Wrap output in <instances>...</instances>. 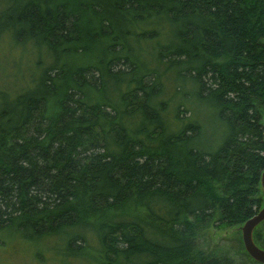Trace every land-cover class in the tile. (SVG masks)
<instances>
[{
  "label": "trees",
  "instance_id": "16d2710c",
  "mask_svg": "<svg viewBox=\"0 0 264 264\" xmlns=\"http://www.w3.org/2000/svg\"><path fill=\"white\" fill-rule=\"evenodd\" d=\"M6 39L31 64L0 83V230L60 264H242L202 229L264 205V0H0Z\"/></svg>",
  "mask_w": 264,
  "mask_h": 264
},
{
  "label": "rangeland",
  "instance_id": "374dc122",
  "mask_svg": "<svg viewBox=\"0 0 264 264\" xmlns=\"http://www.w3.org/2000/svg\"><path fill=\"white\" fill-rule=\"evenodd\" d=\"M25 48L16 46L9 39L0 41V76L3 77L1 84L7 85V89L14 91L16 79L29 71L31 64V46ZM21 59V60H20ZM16 60L21 64L16 66ZM13 64L15 68H11ZM20 72V73H19ZM5 76L8 78L6 80ZM26 76V74H25ZM216 218H212L202 229V239L210 248H224L231 251L238 257L242 264H264L253 258L247 251L243 241V225H220ZM254 236L258 245L264 248V220L254 228ZM55 248H65L63 244L58 247L49 241H39L25 239L13 232L11 228L0 230V264H60L66 263V258L58 256ZM43 255L40 259L36 252Z\"/></svg>",
  "mask_w": 264,
  "mask_h": 264
},
{
  "label": "water",
  "instance_id": "95a60500",
  "mask_svg": "<svg viewBox=\"0 0 264 264\" xmlns=\"http://www.w3.org/2000/svg\"><path fill=\"white\" fill-rule=\"evenodd\" d=\"M264 127V116H263ZM264 134V129H263ZM261 185L264 191V170L261 175ZM264 220V205L250 218H248L243 225V241L249 254L256 260L264 263V248L258 245L253 237V230L257 224Z\"/></svg>",
  "mask_w": 264,
  "mask_h": 264
}]
</instances>
